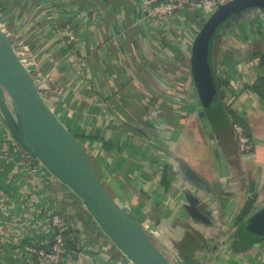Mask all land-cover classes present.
<instances>
[{
  "label": "crops",
  "instance_id": "crops-1",
  "mask_svg": "<svg viewBox=\"0 0 264 264\" xmlns=\"http://www.w3.org/2000/svg\"><path fill=\"white\" fill-rule=\"evenodd\" d=\"M211 11L150 18L140 0H0V26L22 46L44 99L102 186L166 256L264 264V235L235 247L246 203L253 199L252 213L264 206V100L250 89L264 79V14L224 26L215 45L217 76L227 83L222 104L253 144L241 154L226 114L208 116L190 70L193 41ZM175 159L206 190L182 177ZM53 216L81 252L63 264H130L75 195L20 157L0 120V264H28L24 249L42 240Z\"/></svg>",
  "mask_w": 264,
  "mask_h": 264
},
{
  "label": "water",
  "instance_id": "water-1",
  "mask_svg": "<svg viewBox=\"0 0 264 264\" xmlns=\"http://www.w3.org/2000/svg\"><path fill=\"white\" fill-rule=\"evenodd\" d=\"M249 12L264 14V0H231L213 9L197 33L190 70L202 106L211 116L216 99L210 56L218 30ZM224 25L223 27H221ZM0 120L11 138L75 195L100 231L130 264H184L170 259L102 186L79 141L59 121L38 83L0 26ZM165 155L174 156L153 146ZM182 177L206 190L200 177L175 159ZM253 230L264 235V206L252 215Z\"/></svg>",
  "mask_w": 264,
  "mask_h": 264
},
{
  "label": "built area",
  "instance_id": "built-area-1",
  "mask_svg": "<svg viewBox=\"0 0 264 264\" xmlns=\"http://www.w3.org/2000/svg\"><path fill=\"white\" fill-rule=\"evenodd\" d=\"M228 1L231 0H199L195 2L189 0H140L144 13H146L147 17L150 18L171 15L173 12L182 11L187 7L193 8L204 6L213 10L218 5L225 4ZM14 46L25 63V54L22 46L20 44ZM41 95L44 98L45 95H43V93H41ZM224 105L230 106L228 103ZM230 121L236 138L238 152L241 154L250 153L253 147L251 139L246 136L243 127L239 123L235 122L233 118H231ZM12 143L17 148L20 153V157L25 162L28 164H40L37 160L25 153L13 139ZM66 230V224L62 223L57 216H53L51 218L50 225H44L41 227L42 240L36 241L34 244H31L24 249V254L28 260V264H63L66 260L72 262L77 255H80L81 252L75 248L70 250L67 256L64 257V233H66ZM148 235L150 236L149 233Z\"/></svg>",
  "mask_w": 264,
  "mask_h": 264
},
{
  "label": "trees",
  "instance_id": "trees-1",
  "mask_svg": "<svg viewBox=\"0 0 264 264\" xmlns=\"http://www.w3.org/2000/svg\"><path fill=\"white\" fill-rule=\"evenodd\" d=\"M224 25H222L221 27H223ZM219 31L218 30L212 40V50H211V56H210V64L212 67V76L214 79V84H215V95H216V99L215 101L212 103L213 104V109L210 111L211 112V116L210 117L211 120L216 119V118H220L222 117V114H226V116L228 117V120L230 122L231 125V121L230 119L233 118V120L237 123H239L245 133L246 136L250 139L247 130L245 128V126L243 125V123L234 115L233 111L231 110L230 106H225L224 104H222V100L224 98V91H223V87L227 86V83L223 82L221 79L218 78L217 76V70H216V66H215V45L218 41L219 38ZM260 65L264 66V54L261 56L260 58ZM251 91H253L254 93L258 94L259 97H261L264 100V79L260 78L258 79L251 87H250ZM165 178V176H164ZM252 206H253V199L250 200L249 202L246 203L243 211L241 212V214L237 217L236 219V223L235 226L237 228V232L236 235L237 237H235V247L236 248H240V249H244V245L246 247L248 246H252L256 243H258L261 239H262V235L258 234L257 232H255L253 230V222H252ZM234 236L232 237L233 240ZM75 239L73 237L70 236L69 233H64V242H65V253H64V257L67 256L68 252L70 250L75 249ZM240 246V247H237ZM184 264L190 262V258L185 257V259H183Z\"/></svg>",
  "mask_w": 264,
  "mask_h": 264
}]
</instances>
